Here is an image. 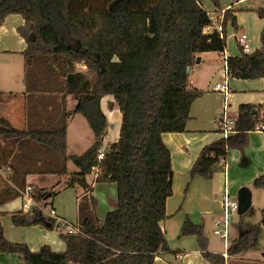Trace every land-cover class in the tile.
<instances>
[{
  "label": "trees",
  "instance_id": "trees-1",
  "mask_svg": "<svg viewBox=\"0 0 264 264\" xmlns=\"http://www.w3.org/2000/svg\"><path fill=\"white\" fill-rule=\"evenodd\" d=\"M211 1L220 7L219 0ZM237 12L225 10L220 32L203 0H0V25L9 15L24 19L17 29L28 44L23 52L24 94L29 99L36 94L58 97L61 112L55 124L48 117L42 125L28 121L24 128L0 117V168L11 172L9 181L0 175V205L31 187L34 205L11 213L12 223L52 229L55 219L44 209L60 191L29 185L27 176L68 175L65 188L80 186L86 193L92 189L88 177L99 165L96 182L117 188V208L108 211L102 223L95 197L79 206L82 233L62 231L65 251H54L48 244L32 251L26 243L9 240L0 221V253L17 254L25 264H154L157 256L174 252L162 228L174 175L162 135L186 131L191 106L204 95L191 84L189 68L202 53L225 51L226 28L229 23L238 28ZM256 12L264 21V4ZM32 33L35 41L30 40ZM240 49L239 55L227 58L228 75L264 77V28L259 48L250 53ZM106 95L114 97L122 121L118 141L98 161L108 130L100 104ZM11 96L12 92H0V102ZM69 96L76 101L72 110L67 108ZM26 106L30 117V103ZM259 112L256 105H241L237 135L205 146L189 170L190 180H211L220 158H227L233 147L245 146L246 133L261 123ZM75 114L86 118L95 141L82 154L71 156L78 170L70 173L68 121ZM253 185L264 189V174ZM262 216L259 224L236 223L238 234L227 248L229 255L257 246L264 232V207ZM188 234L198 237L202 256L210 264H226L223 253L208 250L203 227L186 219L182 235Z\"/></svg>",
  "mask_w": 264,
  "mask_h": 264
},
{
  "label": "crops",
  "instance_id": "crops-1",
  "mask_svg": "<svg viewBox=\"0 0 264 264\" xmlns=\"http://www.w3.org/2000/svg\"><path fill=\"white\" fill-rule=\"evenodd\" d=\"M233 6L234 5H227L223 9H229ZM236 15L238 28H243L245 25L243 24V18L240 13L238 14V12ZM23 24V17L18 14H13L7 16L4 22L0 25V92H12L14 94V96L8 97L6 101L0 102V117L7 119L16 128L26 127L28 121L33 124L37 123L38 125H42L46 122L48 117H51L52 123L55 124L61 118V112L57 107V102H59L58 97L47 95L48 97L43 98L41 94H36L29 99L27 94H24L26 85L24 81L23 52L26 50L28 44L17 30L18 27ZM210 29L208 28V30ZM238 32L239 31H237V33ZM199 57L201 59L200 63L196 62L189 68L190 82L194 87L203 90L204 95L195 100L192 104L190 119L188 120L185 132L164 133L162 135L163 142L171 152L172 169L174 172L173 188L176 182L179 183L180 180L183 181L184 177L189 176V170L198 158L201 150L205 146L211 145L223 138L218 126L216 125L215 118L221 114L225 103L228 104L229 114L235 118L238 115L241 105H256L260 111L261 123H264V77L256 79H239L227 75L230 92L227 95H224L214 90L216 83L222 82L226 79L224 76V60L221 54L217 52H206L200 54ZM28 102L31 106V109L29 110L31 115L30 117H28L27 114L28 108L26 104ZM114 103L115 100L112 95L104 96L100 102L101 109L108 119V130L103 138L100 149L107 150L112 143L118 141L119 139L122 114L117 105ZM75 105L76 101L69 96L67 99V108L72 110ZM76 115L78 114H75V116ZM75 116L73 117L76 118ZM237 133L238 132H235L232 135L236 136ZM243 140L245 141V146L243 148L233 147L228 151L227 168L225 169L224 167L227 174L229 173L228 170H230V172L232 171L231 173L234 176V180H228V175L225 176V171L223 173V177L221 172L215 173L213 180L209 181L210 183L202 184L204 185L203 188L205 191H224L225 187H228L230 191H234L237 185H244V187L250 190L249 187L253 184L255 178L264 174V132L249 131L246 133L242 141ZM92 144H90V146ZM0 173H3L4 176L7 175V177L11 174V172L7 170V167L4 169L0 168ZM179 178L181 179L178 180ZM44 179L45 176L38 174L27 176L28 183L40 185L41 187H46L41 184ZM198 179L202 178H196V180ZM219 179H222L223 188L217 185V180ZM89 182L92 185V189L86 193L82 192L77 199L83 200L82 198L87 195L95 197L97 201L95 212L100 220V223H102L107 212L112 210V208L117 204L116 185L110 182L97 183L94 174H92L91 181L89 180ZM95 191H98L96 195ZM10 204H12L13 209L17 210L24 209L27 211V207H32V203L28 206L26 205L28 204L27 197L20 196L0 205V214L4 211L1 209L5 206H9ZM101 205L105 206L106 212L98 214L100 211L99 207ZM169 209L170 199L167 201L168 215ZM218 217L220 216L216 215V217L213 218V224L214 220ZM77 222L79 223V217ZM164 222L165 220L162 222L163 229L165 226ZM4 225L5 236L9 240L15 241V236L20 234V231H15L12 228V223L11 225L9 223H4ZM30 229L37 230L39 234L36 241H32L28 238L29 233L27 229L26 231H22L25 235L23 241L27 242L32 251H38L41 246L45 244H48L54 251H65V242L62 244L57 241H53V239H55L53 238L54 236L47 230H44L41 225H33ZM177 251L178 253L174 256H168L165 254L157 256L154 264H210L203 258L201 250L196 247L193 250L194 254L188 252L189 250L187 251V248L184 246L179 247ZM209 251L217 253L213 250ZM239 254L230 255L226 259V264H264V254L261 258L237 256ZM13 256L14 254L4 255V253H0V260H4L9 263L15 260V257ZM19 258L21 257L19 256ZM16 260L21 262L22 258Z\"/></svg>",
  "mask_w": 264,
  "mask_h": 264
},
{
  "label": "rangeland",
  "instance_id": "rangeland-1",
  "mask_svg": "<svg viewBox=\"0 0 264 264\" xmlns=\"http://www.w3.org/2000/svg\"><path fill=\"white\" fill-rule=\"evenodd\" d=\"M237 1L238 0H219L220 7L215 8L211 0H203L204 7L208 11L212 12L211 15L214 17H216V15L221 13L223 10H227V9H223L227 5H234L232 9L234 10L237 9L238 14L240 13L241 17L243 18V24H245L243 28L240 29L235 28V26H233L231 23H229L226 28L227 40H226L225 52L228 54V56H232V57L237 56L241 53V49L234 37L237 31L246 32L253 43L254 49H256L261 46V32L264 28V23H263L264 21L259 18L256 12V10L259 7L263 6L264 0H243L240 2ZM224 17H225V12H224ZM248 24H249V28H248ZM77 68L81 69L84 68V66L80 67V65H77ZM73 116L71 118H74ZM75 117L76 118L70 119V121L68 122L69 137H68L66 165L70 173L78 170V167L73 163L71 156L75 154H81L95 140L93 131L91 130L86 118L80 114L76 115ZM61 158H63V156H61ZM4 168H5L4 166L1 167V169ZM224 171H225L224 166L220 165L219 163L214 167V175L215 173L221 172L223 177ZM228 172H229L227 174L228 180L229 179L231 181L234 180L233 179L234 176L231 173L232 171L230 172V170H228ZM0 175H2L6 180L8 179L7 175L4 176L3 173H0ZM41 176H45V179L42 181L41 184L46 186L47 190L60 191L54 198L49 200V204L45 207L44 211L48 212L53 207L55 208L59 217L69 221L70 223L77 224L79 217L78 214L79 206L82 204L84 205V203L87 202L86 200H89L91 196L87 195L85 199L82 198L83 200L77 199L78 196L83 192V189L80 186L65 188L66 182L68 181V177H69L68 175L60 176L59 174H45ZM91 177L92 175L88 177V180L91 181ZM4 178H3L4 180L3 182L8 183L7 181H5ZM180 179L181 178H179L178 180ZM211 180H213V178ZM211 180H205V179L190 180L189 176H187L183 178V181L180 180L179 183L176 182V184L174 185L175 190L173 188V195L169 198L170 199L169 215L164 222L165 235L170 248L174 252L165 255L174 256L175 254L178 253L177 249L181 246L187 248V251L189 250L188 252L192 254H194L193 250L195 249V247L199 249L198 237L196 235L194 234L182 235V227L186 219H189L193 224L198 226H202L204 224L202 227H203L204 235L209 242V248H208L209 250H213L217 253H222L223 251H227L228 247L224 245V241L221 238V236L216 235L214 233L215 226L213 224V218H215L216 215L217 216L221 215V200L224 191H209V190L205 191V189L203 188L204 185L202 184H208L210 183L209 181ZM10 183L11 182H9L8 184ZM29 185L31 184L29 183ZM217 185L223 188L222 179L217 180ZM243 187L244 185H240V186L237 185L234 191H230L231 198L238 199L240 189ZM249 188L252 194V206L245 214L241 216L238 215L235 217V221H234L235 224L231 237L232 240L238 234L236 223L253 222L259 224L261 223V220L263 218L262 208L264 207V189L255 188L253 184ZM97 192L98 191H95V195ZM115 208H117V204L115 205V207L112 208V210ZM99 209L100 211L98 212V214H100L101 212H106L105 206L103 205H101ZM1 210H4L0 214L1 217L0 219L3 227H5L4 223H9L11 225L12 223L11 213L19 210L13 209L12 204H10L9 206H5ZM12 225H13L12 228L15 231H20V234H17L15 236L16 238L15 242H21L27 244V242L23 241L25 235L22 233V231H26V229L29 233L28 238L30 240L36 241V239L39 236L37 230L30 229L32 226L18 227L15 226L13 223ZM41 227L54 236L53 238L55 239H53V241L55 242L57 241L59 243L64 244L63 243L64 241L61 238V233L64 230L56 227L52 229L45 228L43 226ZM263 254H264V232L262 233V236L259 239V242L256 247L241 252L237 256L261 258ZM229 256L230 255L228 254L227 258ZM13 257H15L14 258L15 260L9 263H7L4 260H0V264H24L23 260H21V262H18V260H16V259H21L17 254H14Z\"/></svg>",
  "mask_w": 264,
  "mask_h": 264
},
{
  "label": "built area",
  "instance_id": "built-area-1",
  "mask_svg": "<svg viewBox=\"0 0 264 264\" xmlns=\"http://www.w3.org/2000/svg\"><path fill=\"white\" fill-rule=\"evenodd\" d=\"M224 12L223 10L221 13L216 15V17L211 15V18L213 19V25L218 29V31L222 32V20L224 19ZM235 40L238 43L239 47L242 48L243 52L250 53L254 51L253 43L249 37V35L245 32H236ZM223 60H224V70H225V80L222 82H218L214 86V90L217 92H220L224 95H227L230 92V87L228 85L227 81V75H228V54L225 53V51L220 53ZM229 107L228 104L225 103L223 110L221 114L215 118L216 125L218 126V129L224 139H227L230 137L233 133L236 132L235 125H236V118L231 116L228 112ZM254 131H260L264 132V123H259L255 126ZM106 150L100 149L99 154L97 156L98 161H101L104 157V152ZM219 164L224 166L225 169L227 168V158L221 157L219 160ZM94 175L97 178V174L100 171L99 165L94 166L93 168ZM227 175L225 170V176ZM31 190V187H28L25 192L22 193L23 196L28 198V204L27 206L32 203V206L34 205L33 199L30 197L29 192ZM32 200V201H31ZM31 207H27V210H29ZM48 216H51L55 219V227L60 228L64 230L66 233L69 234H79L82 233L81 227L79 223L74 224L70 223L69 221L61 218L58 216L55 208H51L48 212L46 211ZM239 215V201L238 199L231 198L230 190L228 187H225L223 197H222V203H221V215L217 219L214 220V233L216 235L221 236V238L224 241V245L226 247L229 246L231 242V237L233 233V227H234V221L235 217ZM223 255L227 258L228 253L227 251L223 252Z\"/></svg>",
  "mask_w": 264,
  "mask_h": 264
},
{
  "label": "water",
  "instance_id": "water-1",
  "mask_svg": "<svg viewBox=\"0 0 264 264\" xmlns=\"http://www.w3.org/2000/svg\"><path fill=\"white\" fill-rule=\"evenodd\" d=\"M35 39H36V36L34 33H32L30 35V40L35 41ZM200 61L201 59L200 57H198L196 62L200 63ZM238 201H239V214L240 215L245 214L252 206V194L248 188L243 187L240 189ZM38 215H41V213L39 212ZM46 226L51 227V224L47 223Z\"/></svg>",
  "mask_w": 264,
  "mask_h": 264
}]
</instances>
